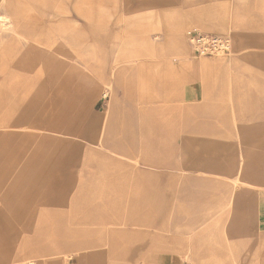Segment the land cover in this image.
Masks as SVG:
<instances>
[{"label": "rangeland", "instance_id": "rangeland-1", "mask_svg": "<svg viewBox=\"0 0 264 264\" xmlns=\"http://www.w3.org/2000/svg\"><path fill=\"white\" fill-rule=\"evenodd\" d=\"M0 15V264H264V0Z\"/></svg>", "mask_w": 264, "mask_h": 264}, {"label": "built area", "instance_id": "built-area-1", "mask_svg": "<svg viewBox=\"0 0 264 264\" xmlns=\"http://www.w3.org/2000/svg\"><path fill=\"white\" fill-rule=\"evenodd\" d=\"M192 42L199 53L226 52L229 49V42L226 38L213 34L195 33Z\"/></svg>", "mask_w": 264, "mask_h": 264}, {"label": "crops", "instance_id": "crops-1", "mask_svg": "<svg viewBox=\"0 0 264 264\" xmlns=\"http://www.w3.org/2000/svg\"><path fill=\"white\" fill-rule=\"evenodd\" d=\"M228 73H230V69H228ZM230 81L233 82V80L229 79V82ZM235 81H236V79H235ZM230 159L231 158L228 155V162H230ZM263 195H264V192H263ZM259 218H260V221H261L260 225H261L262 232H264V199L261 201L260 206H259Z\"/></svg>", "mask_w": 264, "mask_h": 264}, {"label": "bare ground", "instance_id": "bare-ground-1", "mask_svg": "<svg viewBox=\"0 0 264 264\" xmlns=\"http://www.w3.org/2000/svg\"><path fill=\"white\" fill-rule=\"evenodd\" d=\"M0 22H2L4 25H7V26L13 25L11 20H9L7 17H3L2 15H0Z\"/></svg>", "mask_w": 264, "mask_h": 264}]
</instances>
